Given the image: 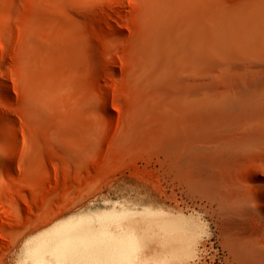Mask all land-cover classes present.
<instances>
[{
	"label": "rangeland",
	"instance_id": "1",
	"mask_svg": "<svg viewBox=\"0 0 264 264\" xmlns=\"http://www.w3.org/2000/svg\"><path fill=\"white\" fill-rule=\"evenodd\" d=\"M259 185L264 0H0V264L103 208L207 224L188 262L146 235L120 264H245L217 196Z\"/></svg>",
	"mask_w": 264,
	"mask_h": 264
},
{
	"label": "bare ground",
	"instance_id": "2",
	"mask_svg": "<svg viewBox=\"0 0 264 264\" xmlns=\"http://www.w3.org/2000/svg\"><path fill=\"white\" fill-rule=\"evenodd\" d=\"M254 182H259V178L255 177ZM217 198L226 219L247 225L249 235L239 244L244 263L264 264V186H252L231 195L219 191ZM96 212L95 216L102 220L101 235L90 237L88 225L83 223L86 219L80 215L79 219L75 216L59 224L56 220L49 232L40 234L22 249L19 261L68 264L75 256L85 264H120L135 250L143 249V237L149 235L155 240L150 260L188 262L208 235L207 224L200 215L151 208H103ZM144 224L146 227L141 230L139 226Z\"/></svg>",
	"mask_w": 264,
	"mask_h": 264
}]
</instances>
